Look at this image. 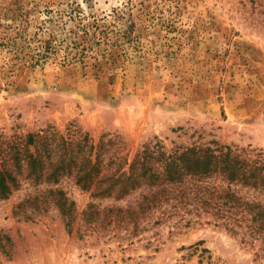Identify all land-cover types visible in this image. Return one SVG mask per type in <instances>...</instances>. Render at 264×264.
I'll return each instance as SVG.
<instances>
[{"label": "rangeland", "instance_id": "374dc122", "mask_svg": "<svg viewBox=\"0 0 264 264\" xmlns=\"http://www.w3.org/2000/svg\"><path fill=\"white\" fill-rule=\"evenodd\" d=\"M52 131L104 164L154 138L264 157V0H0V144ZM31 188L0 199V264H264L261 240L207 218L91 228L65 180L70 235L55 209L17 208Z\"/></svg>", "mask_w": 264, "mask_h": 264}, {"label": "trees", "instance_id": "16d2710c", "mask_svg": "<svg viewBox=\"0 0 264 264\" xmlns=\"http://www.w3.org/2000/svg\"><path fill=\"white\" fill-rule=\"evenodd\" d=\"M154 139L144 144L129 164L112 157L104 164L102 153H94L87 135L71 139L52 131L30 134L26 142L21 138L3 140L0 199H9L28 182L33 190L17 208L29 206L34 213L53 208L71 235L78 219L77 205L62 188L65 180H71L89 193L90 202L81 220L91 228L132 224L137 229L142 220L153 216L158 225L177 219L176 227H190L207 218L208 224L215 222L264 244L261 154L253 157L244 150L216 143L214 147L167 152L158 138ZM103 200L113 203L101 207L98 201Z\"/></svg>", "mask_w": 264, "mask_h": 264}]
</instances>
